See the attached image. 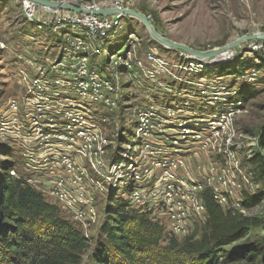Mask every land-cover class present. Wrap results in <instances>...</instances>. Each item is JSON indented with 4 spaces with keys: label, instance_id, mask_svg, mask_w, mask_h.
<instances>
[{
    "label": "rangeland",
    "instance_id": "1",
    "mask_svg": "<svg viewBox=\"0 0 264 264\" xmlns=\"http://www.w3.org/2000/svg\"><path fill=\"white\" fill-rule=\"evenodd\" d=\"M25 1L0 0V162L14 165L10 176L42 193L57 182L78 200L79 186L87 188L92 216L79 221L57 205L91 242L82 264L100 239L112 199L137 189L153 206L150 217L178 242L204 224L198 193L211 188L230 195L225 201L256 223L239 248L262 243L264 41H244L224 59L202 64L164 50L142 23L124 17L98 32V39H85L93 47L79 87L78 67L69 58L77 52V29L30 2L34 11L26 13L34 15H27ZM51 1L141 12L161 36L198 51L264 33V0ZM81 99L85 110L77 112L75 130L63 129L66 139L56 142L52 126L62 128ZM188 127L194 132L180 131ZM50 143L60 155L47 150ZM168 180L188 198L180 202L182 197L166 194ZM257 196L259 205L240 208L243 198Z\"/></svg>",
    "mask_w": 264,
    "mask_h": 264
},
{
    "label": "trees",
    "instance_id": "2",
    "mask_svg": "<svg viewBox=\"0 0 264 264\" xmlns=\"http://www.w3.org/2000/svg\"><path fill=\"white\" fill-rule=\"evenodd\" d=\"M258 145L264 150V136ZM0 167V264H82L89 239L40 190L10 176L14 165L0 162ZM199 197L205 222L180 242L148 213L115 197L86 264H264V237L239 248L257 227L254 219L229 204L220 206L207 188ZM261 199L243 198L240 208L249 210Z\"/></svg>",
    "mask_w": 264,
    "mask_h": 264
},
{
    "label": "built area",
    "instance_id": "3",
    "mask_svg": "<svg viewBox=\"0 0 264 264\" xmlns=\"http://www.w3.org/2000/svg\"><path fill=\"white\" fill-rule=\"evenodd\" d=\"M30 7H32L33 11H34V6L32 4H30L28 1H25L24 2L25 13H26V9H28ZM26 14L29 16L34 15V13L33 14L31 13V15L28 13H26ZM54 14H56L55 17H57V19H56L57 22L67 21L74 28L77 29V36L74 37V42H73L74 49L77 52L73 53L69 58H71V62H73L76 67H78L79 76L75 79V81H79L78 82V84L80 85L79 87H82L84 85V82L80 79L83 78L82 76L85 75L87 72V64H88L87 62H88V57H89L87 55V49H88V47L89 48L93 47V43L92 42L87 43L85 39L89 40V39H94L95 37H96V39H98V37L96 36L98 32L103 31L105 28L111 27L113 24L117 23V21H119L121 19L118 18V16H94V15H85V14H77V13L70 14V12H62V13H58L59 15H57V12L53 11L52 15H54ZM40 23L44 25V24H46V20H42V21H40ZM71 65H72V63H71ZM81 95H85V93H82ZM82 100L83 99L78 100L77 103L74 104L73 109L70 111L71 113L69 115H66V116H68L67 121H66L67 124L65 123V125L62 126V128H60L58 125L52 126V127H55V133L54 134L58 136L56 142L59 143V142L63 141L64 139H66L65 135L62 133L64 131L63 129H67V130L72 131L77 126V125H75L76 120H77V114H78L77 112L79 110L81 111V109L85 110V107L83 106L85 104L82 102ZM82 103H83V105H82ZM35 123H36V121H34L32 125H35ZM180 131L183 133L194 132V130L189 129V127L185 128V129L181 128ZM40 135H42V134H40ZM40 135L38 134L37 136L41 137ZM51 136L52 135H50V137ZM78 136L83 137V136H85V133L79 134ZM35 140H41V139H35ZM49 141H51V139ZM49 141H47V142H49ZM48 146L49 147L47 150L50 153H52V154L53 153H59L57 150H54L56 144L50 143ZM56 155H60V153L56 154ZM67 163H69V162H67ZM126 165L129 166L130 168L133 167L132 162H128V163H126ZM122 167H121V169H122ZM79 177L80 178L78 179V181H80L84 178L83 174H81ZM27 182L29 184H31L32 187L37 188L35 185L30 183L29 181H27ZM176 184L177 183H175L171 180L170 181L168 180L166 182L165 193L169 194L170 196L176 195L177 197L178 196L182 197V198H180V202H181V201L185 200L186 198H188V195H187V192H185V191H182V190L176 191V189L178 190V188H179ZM49 186H50V188L49 189L47 188L46 192H44L43 195L46 198H47V196H49L51 198V200H53L52 203L62 207L63 210H66V211H69L70 213H72L75 216L76 220L81 221V220H83V218L85 219L87 216L90 217L93 215V212L91 211L92 209L90 208L91 207L90 202L87 200V198L90 196L86 192L87 188L84 189V188H82V186H79L80 188L78 190V195L81 196V198H79L78 200H75V199H70L71 196L70 197L67 196V194L64 192L65 188L61 183L52 182L51 185H49ZM207 189L212 191L215 201L220 206L226 207L228 205V203L225 200L229 201L231 199V197H229L230 195H228V197L227 196L225 197V196L220 195L216 189H215V191L211 188H207ZM202 191H200V192H202ZM200 192L198 193V196L200 195ZM123 193L125 194V196L122 198H124L127 201L129 209L137 210V211H140L142 213H147V212L149 213V212H151V210H153V206L149 205L147 203L148 199H145L146 196H144L143 193L141 191H139L138 189L135 190L132 194L130 193V196H128L129 193L126 191H124ZM83 196H85V197H83ZM199 200H200V197H199ZM223 203H225V204H223ZM200 204H201L202 208L204 209L201 200H200ZM157 207H158V205H157ZM161 209H163V207H161ZM205 214L206 213L204 212V218H206Z\"/></svg>",
    "mask_w": 264,
    "mask_h": 264
},
{
    "label": "water",
    "instance_id": "4",
    "mask_svg": "<svg viewBox=\"0 0 264 264\" xmlns=\"http://www.w3.org/2000/svg\"><path fill=\"white\" fill-rule=\"evenodd\" d=\"M34 5L42 7L48 11H67L77 14L94 15V16H118V18L129 17L136 19L138 22L142 23L143 26L148 31L153 42L161 46L164 50H174L178 52L186 53L190 58L198 61L202 64H213L220 60V56L231 52V50L237 45L244 41H254L261 40L264 41V33H257L252 35H245L236 40L229 42L227 45L221 48L211 49L208 51H198L191 49L185 45L175 43L163 36H161L156 29L151 24L149 18L141 12L123 9L118 7L113 8H96V9H86L81 7H76L70 2H56L51 0H26Z\"/></svg>",
    "mask_w": 264,
    "mask_h": 264
},
{
    "label": "bare ground",
    "instance_id": "5",
    "mask_svg": "<svg viewBox=\"0 0 264 264\" xmlns=\"http://www.w3.org/2000/svg\"><path fill=\"white\" fill-rule=\"evenodd\" d=\"M31 8V7H30ZM30 8H28V9H26V10H29ZM228 53H225V54H223V55H221L220 56V59L222 60V59H224L225 57H227L228 55H227Z\"/></svg>",
    "mask_w": 264,
    "mask_h": 264
}]
</instances>
